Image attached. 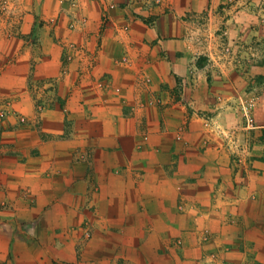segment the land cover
I'll return each mask as SVG.
<instances>
[{
    "label": "crops",
    "instance_id": "1",
    "mask_svg": "<svg viewBox=\"0 0 264 264\" xmlns=\"http://www.w3.org/2000/svg\"><path fill=\"white\" fill-rule=\"evenodd\" d=\"M13 1L0 24V264H204L203 231L219 259L264 264V164L235 172L200 138L202 101L233 100L236 74L205 90L188 73L197 55L217 59L204 34L218 28L259 33L261 59L258 0ZM252 67L264 78L263 61ZM259 95L264 128V83ZM223 98L216 113L234 114Z\"/></svg>",
    "mask_w": 264,
    "mask_h": 264
},
{
    "label": "rangeland",
    "instance_id": "2",
    "mask_svg": "<svg viewBox=\"0 0 264 264\" xmlns=\"http://www.w3.org/2000/svg\"><path fill=\"white\" fill-rule=\"evenodd\" d=\"M139 1L143 5H146L147 3L166 4L164 2L167 0ZM13 2V0H0V24L11 15ZM228 2L230 0H225L224 5H228ZM254 5L255 10L253 11V16L250 18V23L255 27L264 26V0H258ZM224 19L220 17L218 24H225L223 22ZM143 22L147 23L145 19ZM201 23H212L211 17H202ZM204 35L217 38L216 41L219 45H217L218 48L213 53L217 59H212L208 52L205 55H197L193 59V66L188 68V73L191 75L195 72H200L203 77V88L206 90L212 86V75L219 76L220 78L224 76L226 80L228 73L233 72L232 74H236L235 90L237 93L233 100H227L233 103L234 114L216 113L214 106L221 102L222 96L213 95L211 98L208 97L205 98V101H202L203 106H205L199 114L201 119L202 132L200 138L202 148L208 146L212 149L215 147L223 151L228 157L230 169L235 170V172L239 171L243 174L248 169L259 171L261 170L260 167L264 164V128L259 127L260 119L259 117L257 118L258 114L255 111V106L260 103L259 85L264 83V78L259 76L256 68L252 67H257L260 61L264 62V55L261 59L257 57L259 51L257 47L259 40L257 38L259 33H253L250 40L248 36H245L247 38L244 40L242 33L236 34L230 41L227 38L228 34L219 28L216 29V32ZM244 76L248 78L246 79L245 77V82L241 81ZM225 80L223 85H225ZM215 86L216 82L214 88ZM243 86H245V91L242 90ZM179 89L178 86L172 88L174 95L180 94ZM225 101L226 98L224 97L223 102ZM1 105H3V102L0 98V120L6 117V112L1 108ZM177 137L178 135H176ZM214 213L216 214V212ZM201 239V242L204 243L202 257L205 260L204 264H233L227 259H219L217 257L218 252H214L215 249L211 246L213 243L212 238L207 231H203ZM179 243L176 238L172 244L177 246Z\"/></svg>",
    "mask_w": 264,
    "mask_h": 264
},
{
    "label": "built area",
    "instance_id": "3",
    "mask_svg": "<svg viewBox=\"0 0 264 264\" xmlns=\"http://www.w3.org/2000/svg\"><path fill=\"white\" fill-rule=\"evenodd\" d=\"M2 6H3V5H2ZM4 6H5V5H4ZM88 232H89L88 229L85 228L84 231H83V235H84L85 237H88V235H89ZM224 264H226V263H224ZM227 264H228V263H227Z\"/></svg>",
    "mask_w": 264,
    "mask_h": 264
}]
</instances>
